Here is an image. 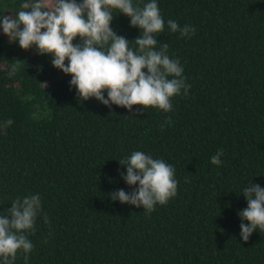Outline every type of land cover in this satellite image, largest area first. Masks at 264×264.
<instances>
[{"label":"trees","instance_id":"trees-1","mask_svg":"<svg viewBox=\"0 0 264 264\" xmlns=\"http://www.w3.org/2000/svg\"><path fill=\"white\" fill-rule=\"evenodd\" d=\"M34 2L0 0V17ZM156 2L158 43L191 85L168 112L80 100L50 54L23 50L0 30V213L31 195L41 203L25 233L33 249L27 260L18 250L13 264H264V230L242 241L238 215L247 183L264 188V0ZM169 20L194 35L173 33ZM110 27L137 47L129 17L113 10ZM135 151L174 168L176 195L151 213L110 199L138 187L120 165Z\"/></svg>","mask_w":264,"mask_h":264},{"label":"clouds","instance_id":"clouds-1","mask_svg":"<svg viewBox=\"0 0 264 264\" xmlns=\"http://www.w3.org/2000/svg\"><path fill=\"white\" fill-rule=\"evenodd\" d=\"M21 7L30 10L0 17L4 35L10 43L18 41L23 50L35 46L37 54H50L52 66L72 77L70 87H75L80 100L95 98L107 107L116 105L129 111L134 105H140L143 109L153 107L168 112L172 109L170 98L179 95L181 89L188 94L191 85L185 83L179 60L169 57L168 44L158 43L155 35L163 31L165 24L156 0L143 8L134 7L132 0H82L81 3L35 0ZM113 10L129 17L130 26L140 30V35L134 39L136 48L130 47L129 40L111 29ZM167 23L173 33L179 32L185 38L195 33L192 26L181 27L173 20ZM77 37L80 41L73 44ZM165 123L170 124V120L166 118ZM12 124L9 119L3 128L6 130ZM223 154L222 149L217 151L211 163L220 165ZM120 165H126L127 174L122 175L126 184L138 187L131 192L121 189L110 193L111 200L142 207L146 213H151L157 204L165 205L176 195L174 168L164 160L135 151ZM243 196L247 208L238 215L242 221L240 237L246 242L254 230H264V188L250 180L243 189ZM40 212L37 194L14 200L6 213H0L3 264H13L18 250L28 259L33 244L25 233L34 229ZM44 222L49 223L46 215Z\"/></svg>","mask_w":264,"mask_h":264},{"label":"rangeland","instance_id":"rangeland-1","mask_svg":"<svg viewBox=\"0 0 264 264\" xmlns=\"http://www.w3.org/2000/svg\"><path fill=\"white\" fill-rule=\"evenodd\" d=\"M9 16V15H8ZM2 29V27H0V30Z\"/></svg>","mask_w":264,"mask_h":264}]
</instances>
